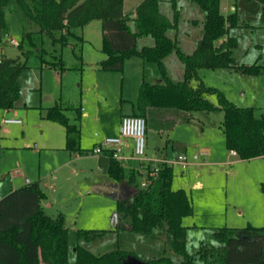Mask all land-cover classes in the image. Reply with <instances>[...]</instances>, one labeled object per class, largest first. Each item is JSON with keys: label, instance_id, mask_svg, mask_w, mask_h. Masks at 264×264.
Returning <instances> with one entry per match:
<instances>
[{"label": "rangeland", "instance_id": "rangeland-1", "mask_svg": "<svg viewBox=\"0 0 264 264\" xmlns=\"http://www.w3.org/2000/svg\"><path fill=\"white\" fill-rule=\"evenodd\" d=\"M139 1L125 0V8L130 14H134ZM175 1L179 10L178 44L183 51L191 52L202 36L205 11L194 0ZM219 2L224 14L233 11L237 14V24L228 30V35L235 36L237 42L233 49L236 63L264 64V7L256 0ZM159 7L167 17H173L170 0H160ZM4 17L6 25L0 30V59L17 58L24 67L19 74V94L14 106L0 107V197L27 180L38 181L44 193L41 198L43 210L51 216L62 214L68 227V264H76V244L95 253L123 249L134 251L140 258L164 254L180 260L181 256L164 242L163 237L115 229L116 197L127 188L108 175L104 164L106 157L90 151L96 139L117 134L120 106L123 104L128 108L129 100H136L138 77L143 76L151 82L161 78L157 63H147L143 71L141 67L136 70L128 65L124 71L97 67L103 54L98 19L76 27L75 35L61 44L52 43L44 32H37L39 25L24 14L16 0H9L5 5ZM129 23L135 27L133 19H129ZM28 33L33 43L25 39ZM145 38V43L149 40L152 43L151 36ZM13 39L17 43H13ZM21 41H24L22 47L18 46ZM53 54L61 57L64 69L45 64L43 60H53ZM167 60L170 73L175 77L183 63L174 51ZM198 74L203 84L215 87L237 105L253 106L257 114L264 111V68L260 73L200 68ZM206 96L218 104L217 91L208 92ZM55 104L62 105L68 120L80 126V146L84 149L81 153H70L65 148L64 125L47 117L48 109ZM85 112H88L87 116ZM223 116L220 108L197 110L191 118L182 111L168 133L174 140V148L169 149L171 157L183 154L189 163L182 168L183 172L178 165L173 166L171 185L175 189L184 188L192 201V213L183 217V223L189 226L186 249L191 253L201 241L218 243L211 236V231L217 227H240L250 221L264 225V192L261 188L264 157L242 159L231 154L221 126ZM11 117L20 118L21 122H3V118ZM145 118V153L155 156L157 147L165 145L167 134L149 130L148 118ZM164 160L132 157L122 164L127 172L135 170L141 174L137 178L141 180L147 170H153ZM14 170L20 173L13 176ZM54 174L56 179L52 178ZM99 180L111 181L119 185L121 191L116 192L115 197L112 193L107 194L102 186H95ZM198 180L201 187L194 185ZM49 183H54L56 189L49 188ZM128 189L131 191L132 188L128 186ZM90 228L105 231L91 233L89 237L79 234V230ZM129 259L128 264H139Z\"/></svg>", "mask_w": 264, "mask_h": 264}, {"label": "trees", "instance_id": "trees-1", "mask_svg": "<svg viewBox=\"0 0 264 264\" xmlns=\"http://www.w3.org/2000/svg\"><path fill=\"white\" fill-rule=\"evenodd\" d=\"M24 14L39 25V33H46L52 43L65 44L74 29L98 19L102 30V51L99 61L104 70H122L126 57L139 55L156 62L161 78L151 82L143 78L138 88L132 114L147 117L150 107L175 108L189 112L214 110L224 112L221 123L226 147L234 149L242 159L264 157V112L255 113L253 106H240L213 86H206L198 68L227 67L247 73H260L264 64H238L233 56L235 36L228 35L230 26L237 24V14H224L219 0H194L205 11L202 36L192 52L183 51L176 36L179 10L170 0L173 17H167L159 7L160 0H141L135 7V29L129 24V13L123 10V0H16ZM264 7V0H256ZM9 0H0V24L5 27L4 7ZM151 35L154 43L137 47L138 36ZM224 37V38H223ZM33 43L31 34L25 39ZM223 38L222 40H220ZM24 41L18 46H23ZM171 51L184 64L181 79L172 80L166 72L163 58ZM43 60L47 66H65L61 57ZM24 67L17 58L0 59V107L14 106L19 94V74ZM199 79L197 86L190 80ZM217 91L219 102L212 103L203 92ZM64 107L55 104L47 117L65 127V148L81 153L80 127L70 122ZM76 119H80V109ZM108 175L127 191L116 197L115 229H128L164 242L181 256L178 262L168 256L140 258L132 250L112 249L95 253L81 244L74 246L76 264H128L129 258L139 264H259L264 259V225L248 222L245 226L215 228L211 236L218 242L201 241L194 252L186 249L188 225L183 217L191 214L193 205L184 188H173L172 164L162 161L157 172L148 170L150 181L145 187L138 183L135 170L124 165L107 152ZM128 186L131 187L129 191ZM264 192V183L261 185ZM44 193L38 181H27L0 197V264H68V227L64 216H51L40 203ZM104 229H81L79 234L89 237L102 234Z\"/></svg>", "mask_w": 264, "mask_h": 264}, {"label": "crops", "instance_id": "crops-1", "mask_svg": "<svg viewBox=\"0 0 264 264\" xmlns=\"http://www.w3.org/2000/svg\"><path fill=\"white\" fill-rule=\"evenodd\" d=\"M141 1V0H140ZM139 1V2H140ZM138 2V3H139ZM137 3V4H138ZM136 4V5H137ZM136 7V6H135ZM123 10L125 11V12H127V13H129L130 11H128L126 8H125V0H123ZM167 16V15H166ZM129 17H130V19H133L134 20V18H135V8H134V14H130L129 13ZM93 21V20H92ZM89 22H91V21H89ZM88 22V23H89ZM194 22H196V20L194 19ZM87 24V23H86ZM130 24V23H129ZM130 26H131V28L132 29H135V27H133L131 24H130ZM147 35H143V36H138L137 37V41H136V44H137V47L138 48H140L141 46H143V45H151V44H153L154 43V38L151 36V35H149V36H151L152 37V39H153V41H152V43H150V40H149V42L148 43H145L146 42V37ZM139 40H141V45H138V41ZM148 41V40H147ZM199 41V40H198ZM140 46V47H139ZM180 47V46H179ZM196 47V46H195ZM194 47V48H195ZM193 51V50H192ZM191 51V52H192ZM170 53H172V51L170 52ZM170 53L169 54H167L164 58H163V62H164V65H165V68H166V72H167V75L172 79V80H178V78H182L183 77V74H184V64H182V66L179 68V70H178V72H177V75H175V77L173 76V75H171V73H170V69H169V64H168V57H169V55H170ZM102 57H100V59H99V61L105 56V52H103V54L101 55ZM99 61H97V63H96V66L97 67H99ZM150 62H153V61H148L147 59H145L144 57H141V56H139V55H132V56H129V57H126L125 58V61H124V66H123V69H122V71H124V69L127 67V65L128 66H131V67H133V68H135L136 70H138L140 67L142 68V71H143V69H144V67L145 66H147L148 64L147 63H150ZM183 63V62H182ZM200 68H207V67H200ZM200 68H198V70L200 69ZM220 68H224V69H229V70H234V71H240V70H235V69H233V68H227V67H217V68H214V69H220ZM213 69V68H212ZM110 71V70H109ZM112 71H119V70H112ZM182 76V77H181ZM144 77L143 76H140V78L138 77V79H139V81H138V88H139V85H140V82L142 81V79H143ZM158 80H160V79H158ZM190 83H191V85L192 86H197L198 85V83H199V79H197V78H192L191 80H190ZM207 93L208 92H203V96H205V97H207L206 95H207ZM138 94V93H137ZM136 99H137V97H136ZM135 102H136V100L134 99V100H132V99H130L129 100V102H128V104L130 105L128 108H124V106H123V104L120 106V112H119V116H118V120H117V129H116V131H117V133H118V128H119V122H120V118H121V116L123 115V114H126V113H132V111H133V109L135 108ZM6 109H8V108H6ZM81 111L83 110V108H81L80 109ZM182 111H184L186 114H187V118H191L192 116H194V112L195 111H193V112H189V111H186V110H179V109H175V108H157V107H150L149 109H148V112H147V118H148V126H149V130H151V131H153V132H157V133H159L160 135L161 134H167V138H166V141H165V145L163 146V147H157L158 149H157V152H158V154L157 155H155V156H149V155H147V154H145V158L147 157V158H149V159H158V160H162V159H169V158H173V157H171V155L169 154V149H173L174 148V140H173V138H170L169 136H168V133H169V130L170 129H172L175 125H176V123L178 122V118H179V114L182 112ZM263 112V111H262ZM85 114V116H87L88 115V112H85L84 113ZM80 127V126H79ZM95 136H96V133L94 134ZM94 136V137H95ZM80 138H81V131H80ZM225 139V138H224ZM98 141H100V140H95L94 142H93V145H92V148H93V146L98 142ZM128 144H129V146H128V148H126V153L127 154H129L130 152H131V149H130V146H131V144H132V140L131 139H128ZM92 148H90V151L92 152V153H95V152H93V150H92ZM230 153L231 154H233V155H237V153H232L231 151H230ZM95 154H98V155H102V156H104V157H106V159H107V161H105V165L107 166V164H108V155H107V153H105V152H101V153H95ZM195 155H197V153L195 152ZM186 156V155H185ZM176 157V156H175ZM186 161H187V156H186ZM124 164V163H123ZM189 165V163H188V161H187V165L186 166H184V167H181V166H179L180 167V169H181V172H183V169L182 168H185V167H187ZM125 166V165H124ZM174 166V165H173ZM18 173H20V172H18ZM17 173V174H18ZM52 178L53 179H56L57 178V176L54 174L53 176H52ZM27 181H29V180H27ZM26 181V182H27ZM25 182V183H26ZM107 182V186H106V183ZM194 185L195 186H198V187H201V185H202V183L198 180V181H196L195 183H194ZM95 186L98 188V187H101L102 186V188L107 192V194H110V193H112L113 195L112 196H116V192H118V191H121L120 190V187H119V185L117 186L115 183H112L111 181H98L96 184H95ZM48 187L49 188H51L52 190H55L56 188H55V185H54V183H49L48 184ZM11 189H13V188H11ZM10 189V190H11ZM9 190V191H10ZM42 201L40 200V203H41ZM42 206V205H41ZM115 218V214L113 215V219ZM250 223H252L251 221H250ZM253 224V223H252ZM66 225V224H65ZM255 225V224H254ZM67 226V225H66ZM233 227H238V226H233ZM211 231V230H210ZM213 231V230H212ZM211 231V232H212ZM160 239V238H159ZM174 259V258H173ZM175 260V262H178L179 261V259L177 258V259H174ZM262 264H264V259H263V261H262Z\"/></svg>", "mask_w": 264, "mask_h": 264}, {"label": "built area", "instance_id": "built-area-1", "mask_svg": "<svg viewBox=\"0 0 264 264\" xmlns=\"http://www.w3.org/2000/svg\"><path fill=\"white\" fill-rule=\"evenodd\" d=\"M1 30V24H0ZM13 43H17L16 40H11ZM264 112V111H263ZM5 123H20L21 119L16 117L3 118ZM146 118L140 114L126 113L120 118L118 133L112 136H106L100 141H98L92 148L93 152H111L112 155L124 163L128 158H144L145 157V147H146ZM128 139L132 140L130 146L131 152L127 154L126 148H128ZM232 153H236L234 149H230ZM264 155V154H263ZM172 165H179L184 167L187 165L186 156L183 154H178L177 157L172 159L164 160ZM148 171V170H147ZM19 170H14L12 175H16ZM157 172V166L154 167L152 174ZM141 180L138 183L141 187H145L149 181L150 176L146 173L145 176H141Z\"/></svg>", "mask_w": 264, "mask_h": 264}, {"label": "water", "instance_id": "water-1", "mask_svg": "<svg viewBox=\"0 0 264 264\" xmlns=\"http://www.w3.org/2000/svg\"><path fill=\"white\" fill-rule=\"evenodd\" d=\"M259 264H262V262H261V263H259Z\"/></svg>", "mask_w": 264, "mask_h": 264}]
</instances>
